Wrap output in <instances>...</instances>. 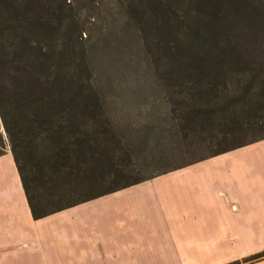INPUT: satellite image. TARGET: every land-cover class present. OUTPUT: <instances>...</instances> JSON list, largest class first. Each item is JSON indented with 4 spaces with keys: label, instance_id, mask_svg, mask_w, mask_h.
I'll use <instances>...</instances> for the list:
<instances>
[{
    "label": "trees",
    "instance_id": "16d2710c",
    "mask_svg": "<svg viewBox=\"0 0 264 264\" xmlns=\"http://www.w3.org/2000/svg\"><path fill=\"white\" fill-rule=\"evenodd\" d=\"M66 1L0 0V157L33 220L264 140V0H111L93 42ZM133 41L149 93L102 86Z\"/></svg>",
    "mask_w": 264,
    "mask_h": 264
},
{
    "label": "crops",
    "instance_id": "0c3cea01",
    "mask_svg": "<svg viewBox=\"0 0 264 264\" xmlns=\"http://www.w3.org/2000/svg\"><path fill=\"white\" fill-rule=\"evenodd\" d=\"M263 252L264 140L39 220L11 154L0 157V264H231Z\"/></svg>",
    "mask_w": 264,
    "mask_h": 264
},
{
    "label": "rangeland",
    "instance_id": "374dc122",
    "mask_svg": "<svg viewBox=\"0 0 264 264\" xmlns=\"http://www.w3.org/2000/svg\"><path fill=\"white\" fill-rule=\"evenodd\" d=\"M107 1L111 0H67V4H70V10H74L73 13L75 20L85 29V35L88 34L91 36V42L94 40H98L100 30H98V27H101V19L98 20L99 15L103 13V6L107 4ZM109 10L105 12V14H109ZM109 22V18L107 17V20L104 22V25ZM101 56L103 57V53L101 52ZM100 56V57H101ZM126 63L127 68L122 70H113L111 66H103L102 69H104V72H101V85L104 86L106 84H109L110 82H116L119 85L124 84L128 78L133 77V90L134 89H141L142 92L149 93L148 89L151 84L152 73L149 70L148 60L143 56L142 53L139 51V46L133 41V54L128 55L126 57ZM101 58H99L100 62ZM109 69V70H108ZM105 73V74H104ZM154 144V143H152ZM152 146V145H151ZM207 152H203V155H206ZM197 155H200V153H197ZM194 156V157H196ZM186 159H179V160H164L161 162V164H158L148 171L143 170L141 173V176L146 177L154 173L156 170L166 167H174L176 165H180L184 163L183 161H187ZM191 160V159H188ZM259 255V253H257ZM251 255L248 258L243 259L242 261H236L231 264H257L260 261L264 260V257L254 259V256L257 255ZM261 254V253H260ZM254 259V260H253Z\"/></svg>",
    "mask_w": 264,
    "mask_h": 264
}]
</instances>
